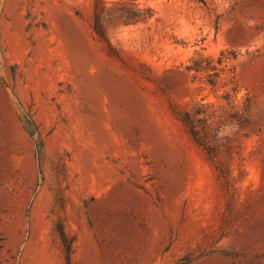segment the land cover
I'll use <instances>...</instances> for the list:
<instances>
[{"label":"rangeland","instance_id":"1","mask_svg":"<svg viewBox=\"0 0 264 264\" xmlns=\"http://www.w3.org/2000/svg\"><path fill=\"white\" fill-rule=\"evenodd\" d=\"M0 264H264V0H0Z\"/></svg>","mask_w":264,"mask_h":264},{"label":"trees","instance_id":"2","mask_svg":"<svg viewBox=\"0 0 264 264\" xmlns=\"http://www.w3.org/2000/svg\"><path fill=\"white\" fill-rule=\"evenodd\" d=\"M95 32L97 33V35L99 37L104 38L103 31L100 29V27H97V28L95 27ZM187 68H188L189 71L190 70H194L195 72H200L201 71L200 67L197 66L195 62L193 64V66H189ZM178 118H180V121L188 128V131H189L191 137L193 138V140L195 141V143H197L199 146L204 147L205 141L201 137L200 131L195 127L194 121H193L192 117L190 116V114L184 112Z\"/></svg>","mask_w":264,"mask_h":264}]
</instances>
